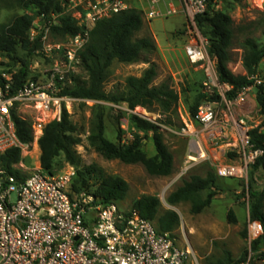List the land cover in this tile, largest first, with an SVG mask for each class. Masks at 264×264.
Listing matches in <instances>:
<instances>
[{"label":"built area","instance_id":"built-area-1","mask_svg":"<svg viewBox=\"0 0 264 264\" xmlns=\"http://www.w3.org/2000/svg\"><path fill=\"white\" fill-rule=\"evenodd\" d=\"M66 1L81 29L76 36L47 43L52 27L59 24V14L47 21L40 16L43 25L38 26L39 31L34 23L30 30V41L39 40L47 57L56 56L52 66L26 79L16 90L12 75L2 74L7 83L0 86V157L12 149L30 153L31 146L39 147L45 126L62 120L66 104L81 101L62 92L79 68V53L88 43L91 29L130 8L124 0ZM157 5L158 0H150L145 13L148 21L179 13L185 16L184 51L189 62L204 74L201 92L205 100L194 118L184 119L177 133L189 142L185 170L231 153L235 161L216 165L217 175L247 180L251 166L264 153L255 147L250 135L259 124L246 122L254 109L257 89L264 88V77H251L252 84L230 98L232 86L220 81L217 59L209 54V40L196 22L207 12L208 1L179 0V6L164 10ZM21 108L41 116L32 124L31 144H23L17 135L13 114L26 120L19 114ZM75 176L73 167L62 174H50L42 169L40 159L39 168L24 181L6 178L0 170V264H188L190 249L179 247L169 234L158 233L155 223L136 210L123 212L115 204L100 203L93 195L74 192ZM262 233V225L252 223V237L258 239Z\"/></svg>","mask_w":264,"mask_h":264},{"label":"trees","instance_id":"trees-1","mask_svg":"<svg viewBox=\"0 0 264 264\" xmlns=\"http://www.w3.org/2000/svg\"><path fill=\"white\" fill-rule=\"evenodd\" d=\"M66 0H18V3L33 14L16 16L10 23L0 25V56L8 58L13 64L20 65L18 72H8L14 81V90L18 89L28 77V59L40 49L39 40L30 41V30L37 16H45V21L59 14V24L52 27V33L61 38L76 36L81 29L76 20L65 13ZM208 1V10L197 17V26L201 33L209 40V54L217 59V73L221 82L232 86L229 94L234 98L238 91L251 85V77L258 74L260 63L264 60V45L255 39L246 38L240 43L243 52L242 65L245 74H236L230 68L231 51L234 46V20L231 15L214 9V0ZM241 5L244 0H231ZM144 28L143 12L128 8L115 14L109 19L98 22L90 32L88 43L79 53V69L85 74L70 76L71 83L63 90L62 94L71 98L109 102L113 104L126 103L131 110L142 107L149 112L161 114L176 113L180 94L172 86L164 82L155 85L157 67L151 63V57L156 53L157 47L151 37L138 38L137 35ZM264 35V31H263ZM26 51L21 58L18 51ZM125 64L145 63L150 64L140 77H128L123 88H115L110 92L105 90L108 71L114 62ZM6 80L0 74V86ZM195 101L189 106L192 118L196 116L199 106L204 102L205 96L198 89ZM257 104L262 122L254 127L251 132L252 142L256 148L264 152V88L257 89ZM92 122L88 141L96 152L107 160H119L124 164H141L153 176L168 177L174 172V156L164 141L161 125L137 115H132L131 124L146 137L152 134L156 154L149 157L142 149V139L136 135V140L129 145L118 144L110 141L105 136L104 111L97 105ZM17 135L23 144H31L34 140L32 124L13 114ZM172 126L171 120L166 122ZM80 132L76 124L70 120V115L64 109L60 122H51L45 126L43 135L39 139L41 151L40 163L44 171L53 174L55 160L64 155L66 161L77 168V181L72 184L76 193L85 192L93 195L100 203L117 204L125 200L129 192L128 183L121 177L108 174L97 164L82 165L76 153V146L80 144ZM233 154H229L232 157ZM24 163L20 149H12L0 157V170L4 177H14L24 181L29 174L20 168ZM264 171V153L257 162L251 166V175L255 171ZM220 178L216 170L211 168L206 177L192 176L184 180L182 185L168 197L169 204L189 202L191 212L200 214L209 207L213 198L218 195ZM207 192V196L204 194ZM250 219L262 225V235L253 242L256 251L264 245V190L256 192L251 189ZM160 200L156 196L144 195L137 199L132 206L141 217L153 221L160 234L173 236L180 219L176 212L167 211L159 215ZM231 220L235 221L231 214ZM245 258L234 261L231 254L217 264H243Z\"/></svg>","mask_w":264,"mask_h":264},{"label":"rangeland","instance_id":"rangeland-1","mask_svg":"<svg viewBox=\"0 0 264 264\" xmlns=\"http://www.w3.org/2000/svg\"><path fill=\"white\" fill-rule=\"evenodd\" d=\"M124 1L126 2V0ZM261 1L263 2V0ZM65 2V13H73L74 10L71 9L70 3ZM213 6L215 10H221L231 15L234 20V46L231 51L230 68L236 74H245L240 43L246 38H252L264 45V11L251 0H244L241 5L233 3L231 0H214ZM134 7L143 11L141 5ZM26 13L33 14V11L24 9L18 0H0V25L8 24L16 16ZM182 18L183 14L179 13L168 18L154 19L151 22L152 30L146 22L143 30L137 35L138 38L149 36L154 41L157 51L151 57V63H155L158 73L154 84L159 85L167 82L180 94L176 113L169 115L149 112L142 107L131 110L126 103L113 104L83 99L69 102L65 105L67 106L65 109L70 115V120L77 125L80 132L81 142L75 150L82 165L97 164L108 174L119 176L128 183L127 197L115 204L121 211L129 212L137 199L144 195H152L160 200L159 215L167 211H174L178 214L180 222L174 230L173 236L179 247L190 249L192 255L188 264H217L225 258L227 253L231 254L234 261L245 258L243 264H264V245H260L256 251L253 249V242L257 239L251 235V225L254 222L251 221L249 212L251 189L256 192L264 190V171L262 169L255 171L253 175H251L250 169L247 180L219 179L218 195L213 198L211 205L200 214L191 212L189 202H180L174 205L168 203L170 194L177 190L184 180L194 175L206 177L211 168H216V165L230 164L235 161L233 156L229 157L227 154L219 161L211 159L185 170L189 142L177 133L184 126V119L187 120L190 117L189 106L195 101L196 91L198 89L202 91L204 74L201 69L189 62L183 51L187 21L184 28H181ZM34 24L36 32H38V26L43 25L40 16L35 18ZM64 40L50 32L47 43L54 44ZM181 53L182 55L179 56ZM25 54H27L26 51L19 49L18 56L20 58ZM55 57L54 54L47 57L41 44L40 49L28 59L27 79L37 77L49 69L54 63ZM149 66V63L114 62L108 71L105 90L110 92L115 88H123L128 77H140ZM19 69L20 65H15L8 58L0 56V74L16 73ZM76 74L85 78L84 72L79 68L76 70ZM258 74L264 77V61L259 65ZM255 102V106L253 103L254 109L251 110L252 113L246 119L249 125H258L263 119L259 113L257 99ZM97 105H100L104 111L107 139L114 143L129 145L136 140V135H138L143 138L142 149L149 157L156 154L152 134L146 137L143 132L138 131L131 124V117L132 115L147 117L152 122L160 124L164 141L174 156L173 174L168 177L153 176L141 164L129 165L119 160H107L96 152L89 144L88 136L98 109ZM23 110L25 109H19V114L31 124L36 122L37 117L40 116L36 111L26 109V112H23ZM168 120H171L172 126L166 123ZM29 151L30 153H22L24 163L20 165V168L31 175L39 168L41 151L35 145L31 146ZM70 167H73L76 172L73 181L75 183L77 168L68 163L63 154L55 160L53 174H62ZM204 195L207 196V192ZM231 214L235 221L230 219Z\"/></svg>","mask_w":264,"mask_h":264},{"label":"crops","instance_id":"crops-1","mask_svg":"<svg viewBox=\"0 0 264 264\" xmlns=\"http://www.w3.org/2000/svg\"><path fill=\"white\" fill-rule=\"evenodd\" d=\"M253 3H256L259 7H261L264 11V0L263 2L261 0H251ZM127 4L129 5L130 8H133V6H137V5H141L143 6V20H144V24H146V22L149 24V26L151 27V30H152V26H151V22L152 21H148L146 16H145V13L149 10L150 8V0H126ZM179 5V0H158V8L159 9H166L172 5ZM135 9H137L136 7H134ZM139 10V9H138ZM183 24H182V27L181 28H184L185 26V22H186V18L185 16L183 15ZM185 35V34H184ZM183 51H184V46H185V43H186V36H184V41H183ZM177 54V52H175ZM185 53V51H184ZM178 55V54H177ZM182 55L179 54V56ZM187 57V56H186ZM188 59V58H187ZM264 61V60H263Z\"/></svg>","mask_w":264,"mask_h":264}]
</instances>
